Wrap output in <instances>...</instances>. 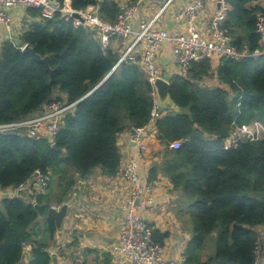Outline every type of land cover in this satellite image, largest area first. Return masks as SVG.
Wrapping results in <instances>:
<instances>
[{
	"label": "trees",
	"instance_id": "obj_1",
	"mask_svg": "<svg viewBox=\"0 0 264 264\" xmlns=\"http://www.w3.org/2000/svg\"><path fill=\"white\" fill-rule=\"evenodd\" d=\"M70 1L77 10L97 6L110 22L120 11L118 0ZM260 1L228 0L223 25L239 50L251 53L260 46ZM27 11L28 29L18 42L8 39L0 49V123L34 116L56 100L80 101L54 142L29 133H0V188L18 186L36 169L52 178L44 193L0 195V264H21L28 253L24 243L31 245L24 264H52L49 248L58 228L47 215L49 207L68 202L78 179L97 167L115 176L121 164L119 134L148 125L154 104L145 70L137 63L116 67L118 53L103 48L95 28L75 25L62 12L47 17L40 8ZM26 43L48 55L52 79L44 62L23 51ZM191 72V79L171 78V96L181 110L164 109L157 120L164 159L150 168L149 181L163 173L188 198L193 224L188 264H255L258 229L264 227V139L230 148L225 139L233 122L264 123V54L222 58L217 68L203 59L192 64ZM212 72L225 86L198 84ZM175 140L181 141L176 149L170 146ZM35 203L46 204L43 223ZM213 232L215 251L205 257V241ZM169 236L154 229L161 243Z\"/></svg>",
	"mask_w": 264,
	"mask_h": 264
},
{
	"label": "built area",
	"instance_id": "obj_2",
	"mask_svg": "<svg viewBox=\"0 0 264 264\" xmlns=\"http://www.w3.org/2000/svg\"><path fill=\"white\" fill-rule=\"evenodd\" d=\"M167 2L163 9L168 4ZM219 8L211 16L206 30L199 26V17L206 8L207 0H192L177 18H186V28H168L158 26L161 12L152 19H144L139 28L135 29L133 18L137 12L140 0L133 2L127 0L120 3V11L114 22L106 21L99 15L95 5L88 6L85 10L74 9L69 0H0V22L11 27L12 17L8 13L10 8L24 6L35 7L42 10L43 15L53 17L55 13L62 12L67 20L74 19L75 25H88L95 28L101 36L104 49L113 48L119 55L116 67L122 63H137L146 72L149 81L153 85V109L148 125L129 130L130 138L138 144L140 152L147 149L145 140L158 135L157 120L164 114L160 108V102L154 81L163 77L164 73L159 66L157 54L162 43L167 42L172 46L175 61L179 69V75L183 78H192L191 67L194 62L210 59L215 66L222 58L240 59L245 56L259 57L264 54V12L257 14V31L260 34L259 48L253 52L246 49L239 50L231 42L227 28L223 22L226 19L230 5L228 0H218ZM74 11H79L85 22L73 16ZM24 46V45H23ZM22 46V47H23ZM80 100L68 102L56 100L47 104L44 109L29 118L0 123V133H29L37 137H48L54 142L60 132L64 118L76 110ZM264 139V123L255 120L247 126L233 122L229 136L225 139V148H230L241 142H253ZM172 148L181 146L180 140H175L170 145ZM139 160L131 158L126 161L118 173L126 180L131 188L127 199L123 204L124 221L119 235V243L115 250L128 258L131 262L139 264H188L186 250H180L175 255H167L164 243L154 237V226L141 213V209L155 204L154 186L143 184L139 174ZM51 175L41 169H36L32 176L16 187L2 188L5 196L19 194L36 195L47 191ZM9 191V193L7 192ZM54 207H60L55 206ZM260 236L256 248L255 264H264V242ZM25 252H29L31 245L24 243Z\"/></svg>",
	"mask_w": 264,
	"mask_h": 264
},
{
	"label": "crops",
	"instance_id": "obj_3",
	"mask_svg": "<svg viewBox=\"0 0 264 264\" xmlns=\"http://www.w3.org/2000/svg\"><path fill=\"white\" fill-rule=\"evenodd\" d=\"M119 3L127 0H118ZM170 0H140V5L133 18L135 29L139 28L142 20H150L161 12L158 26L170 30L186 28V18H177L180 11L192 0H171L168 6L161 10ZM70 4L71 1L69 0ZM259 4L264 7V0ZM218 0H207L206 8L201 12L199 26L206 30L211 16L218 10ZM12 17L11 27L0 22V49L8 40L18 42L20 35L29 27L32 20L28 16L27 8L15 6L8 10ZM159 66L163 73L172 76L179 74L172 46L162 43L157 54ZM218 64L214 66L217 68ZM215 72V71H214ZM216 80H219L216 76ZM205 77L198 84L207 85ZM223 84L218 86H222ZM129 130L118 136V146L121 152V164L131 158H137L140 162L139 174L143 184L154 186L156 202L154 205L141 209V213L151 222L154 229L170 232L165 240L167 255L173 256L180 250H186L191 240L192 222L187 211L188 204L184 195L176 189L169 177L163 173L153 182L149 181V171L154 165H161L164 159L163 146L157 135H152L145 140L147 149L140 152L138 144L131 140ZM84 182V186L80 182ZM55 186V185H54ZM130 184L120 177L103 174L100 167L87 178H79L77 185L70 195V201H75L69 209L61 230L56 234L55 242L49 251L55 256L52 264H139L131 262L128 258L115 250L119 243L120 231L123 227V204L130 192ZM9 191L10 189L7 188ZM4 190L0 188V195ZM9 191H7L9 193ZM48 191V189H47ZM46 191V192H47ZM53 206V205H52ZM48 216L40 217L43 223ZM183 231V232H182ZM29 260V252L21 264Z\"/></svg>",
	"mask_w": 264,
	"mask_h": 264
},
{
	"label": "water",
	"instance_id": "obj_4",
	"mask_svg": "<svg viewBox=\"0 0 264 264\" xmlns=\"http://www.w3.org/2000/svg\"><path fill=\"white\" fill-rule=\"evenodd\" d=\"M73 16L80 19L82 22H85V19L83 18L82 14L79 11H74ZM22 49L25 53L30 54L34 60L44 62L47 65V68L50 72L51 79L53 78L54 71L53 68L50 66L48 55L42 56L40 53L36 52V50L29 43H26L22 47ZM169 78H170V74L165 72L163 77H158L154 81V86L157 91V95L160 102V108L161 109L170 108L180 111L181 110L180 106H178L175 103V101L171 96V81L169 80ZM80 185L83 187L84 182L81 181ZM75 202L76 200L75 201L73 200L70 202H65L60 207H54V206L49 207L47 215L52 216L54 218L58 230L62 229L64 220L69 213V209L72 206V204ZM35 208L38 210L40 217L45 216V209H46L45 203H35ZM53 258L55 260L56 257L54 256Z\"/></svg>",
	"mask_w": 264,
	"mask_h": 264
},
{
	"label": "rangeland",
	"instance_id": "obj_5",
	"mask_svg": "<svg viewBox=\"0 0 264 264\" xmlns=\"http://www.w3.org/2000/svg\"><path fill=\"white\" fill-rule=\"evenodd\" d=\"M207 79H208V81L206 83L207 86H218V85H221L220 80H216L214 72H212V74L210 76H208ZM58 94H57V96H58ZM184 199H185V202L188 204L189 203L188 198H186L184 196ZM192 230H193V226H192ZM258 232H259L260 236L262 238H264V227L259 228ZM191 235H192V233H191ZM216 236H217V233L213 232L209 237H207V239L205 241L204 251H203L204 252L203 254H204L205 257H209L210 255H212L214 253L215 246H216V238H217Z\"/></svg>",
	"mask_w": 264,
	"mask_h": 264
}]
</instances>
